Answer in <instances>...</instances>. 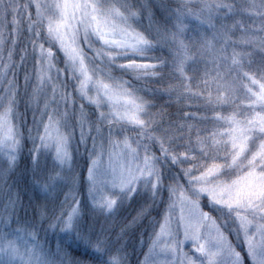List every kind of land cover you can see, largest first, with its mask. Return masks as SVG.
I'll use <instances>...</instances> for the list:
<instances>
[{"label":"snow or ice","instance_id":"6c2138e0","mask_svg":"<svg viewBox=\"0 0 264 264\" xmlns=\"http://www.w3.org/2000/svg\"><path fill=\"white\" fill-rule=\"evenodd\" d=\"M159 7L162 21L154 20L148 0H26L23 5L0 0V187L15 171L24 147L14 120L22 100L17 71L29 55L35 59L36 79L29 95L31 77H24L25 103L34 109L35 135L29 128L27 136L33 144V186L47 199L57 182L70 185L67 210L61 205L59 215H50L46 207L39 212L40 221L57 234L54 250L40 239L34 221L21 220L20 194L9 186L0 207V264H129L125 246H116L123 229L113 241L104 228L97 232L84 221L76 191L79 178L71 175L77 127L79 143L91 137L93 145L87 182L94 215L111 217L125 200L141 193L150 194L155 204L167 191L163 214L153 222L138 264H264V0H176L175 7ZM22 20L28 37L17 63ZM57 46L63 69L54 63ZM164 49L166 57L154 55ZM114 71L121 76L114 77ZM64 74L78 82L79 108L73 94L57 82ZM165 78L176 83L156 92L203 101L211 116L184 113L183 119L211 129L190 123L159 129L150 118V101L140 94L149 89L136 82ZM53 102L57 107H51ZM48 155L55 175L45 179L37 169L40 157ZM173 168L179 171L173 174ZM205 197L209 211L203 210ZM150 207L142 208L133 223ZM69 241L82 245L88 258H73L65 247Z\"/></svg>","mask_w":264,"mask_h":264},{"label":"trees","instance_id":"16d2710c","mask_svg":"<svg viewBox=\"0 0 264 264\" xmlns=\"http://www.w3.org/2000/svg\"><path fill=\"white\" fill-rule=\"evenodd\" d=\"M26 2V0H18V3L23 5ZM149 4L152 6V11L154 14V20L156 21H162L164 13L162 12L159 5L165 4L170 5L172 7H175V3H173V0H148ZM32 14L34 15V7L30 9ZM26 16V14H24ZM11 19L12 17L9 16V24L7 32H11ZM143 25L146 28L148 26V20L145 18L143 21ZM21 28L23 29L22 35L20 37V41L16 47V54L14 55V60L19 63L20 62V53L21 49L25 46V43L27 42L28 33L26 31L27 24L26 21L22 20L21 22ZM239 33L237 32V36ZM48 45L46 44L45 47ZM28 52L31 53V44L27 43ZM54 53L58 54V61L56 62V67L63 69L65 67L63 63V58L61 56V53L59 52L58 46L53 48ZM91 55V53H89ZM154 55L157 56H167V49H164L163 51L157 50ZM5 56H7V52H5ZM254 59L258 62L260 59V54L257 53L254 57ZM200 69L203 68V65L199 66ZM34 72L35 73V59L32 58L30 55L26 59V62L20 64V67L17 71V79H22V81H19L20 85L24 83L25 75H29V73ZM11 74V72H9ZM202 75V72L200 73ZM189 75H192L190 72ZM113 76L116 78H119L121 76V73L119 71H114ZM33 78V76H30ZM124 79H132L131 76H124ZM65 81L69 82L67 78H64ZM137 86L140 88H146L149 89L147 92H141L140 94L145 97V99L149 100L151 103V107L149 109V114L158 115L161 120L163 121V124L165 127H168L170 124H174L176 126H179L181 123L185 124H195L197 127H199L201 130H203L205 127L208 129H211V125H205L202 122H198L197 120H188L184 121V113H190L195 114L197 117L208 115L211 116V112H206L203 107V101L193 97L191 99H185L180 98L177 99L175 94H172L169 96L168 94L164 93L163 91L156 92L157 89H163L168 86L169 83L175 84V80H171L169 78H165L164 81H155V82H145V81H139L136 82ZM196 83V81H194ZM32 83H30V86ZM64 85L65 89L70 90L73 92L74 89L70 88V85ZM22 87L20 90H23ZM193 91H197V89H193ZM73 98L76 100L75 107L79 108L80 101L78 98H75V95H73ZM89 111H93V109L89 106ZM227 114V110H225V113ZM75 121L73 120V123ZM33 122L30 120L29 117L26 118V120H21L18 124L21 125V129L23 130V136H24V147L19 155V159L17 162V167L15 171L9 176L7 183L3 184L2 187H0V207L3 206V203L7 199V191L9 186L11 187V191L16 193L18 192L20 194V199L22 201V207L19 208L18 214L21 218V220H29L34 221L37 225V228L40 233V239L43 241L44 239H47L53 250L55 249V244L57 241V234L54 233L52 230L48 229V222H41L39 212L41 208L46 207L48 209L49 214H55L59 215L61 212V205H63L64 210H67L68 205L64 204L65 201V195L69 192L70 185L68 183H65L63 181H59L56 184V187L54 191L52 192V195L49 198H45L44 195L34 188L33 186V169L34 165L32 163V156L30 153V150L33 148V144L31 141H28L27 138V131L28 126L32 124ZM23 127V128H22ZM34 129V128H33ZM107 131V129H105ZM187 134V129L185 128V135ZM203 134V132H202ZM130 136H135V132L129 131ZM176 136L181 135L180 133H176ZM193 139H195V131L192 133ZM177 143L183 144L184 141H178ZM183 151V148H181ZM152 151L159 156V148L153 147ZM84 155H79L77 151L73 150V164H72V172L71 175L77 176L79 178V184L76 189L78 196L77 198L82 202V208L81 211L84 213V221L87 224H91L97 232L100 231L101 228H104L106 230V235L109 236L110 239L115 241V238L117 235L121 234V229L124 230L122 239L119 241V244L116 246L124 245L125 249L129 256V264H138V261L143 258L142 253L147 250V245L149 243V238L153 232V222L148 218L147 215L141 216L139 219L135 220V223H133L134 218L137 217L138 213L141 211L142 208H146L148 206L144 205L146 203V199H142L140 196H136L134 199L130 200L127 203H123L121 208H118L115 215L111 217H105L103 215L99 214H93L91 212V204L87 201L86 195H87V183H86V174H87V168H88V161L87 157ZM161 163H163L161 161ZM187 167V165H184ZM178 168H173L172 173L175 174L178 172ZM37 172L39 174H42L44 178L46 179L48 175H55V172L53 171V160L49 161L48 156H41L39 161V167L37 169ZM165 176L168 175V167L165 166L164 168ZM65 174L68 175V170L66 168ZM168 180L165 179V185L168 184ZM2 183V182H0ZM166 191V189H165ZM167 192V191H166ZM68 203H72L71 197H69ZM202 206L204 211H209V207L207 205V199L204 198L202 200ZM156 213L155 219L159 215L158 212L154 210L153 208H149L148 214L150 213ZM211 215L216 217L218 214L215 212H211ZM219 223H223V221H218ZM45 230H47V236H45ZM234 239V237H231ZM74 247L65 245L67 248L68 253L76 259H87L88 253L85 251L82 245L77 244L74 242ZM243 255H246V253H242Z\"/></svg>","mask_w":264,"mask_h":264},{"label":"rangeland","instance_id":"374dc122","mask_svg":"<svg viewBox=\"0 0 264 264\" xmlns=\"http://www.w3.org/2000/svg\"><path fill=\"white\" fill-rule=\"evenodd\" d=\"M173 3L176 4V0H173ZM34 14H35V8H34ZM58 49H59V48H58ZM60 53H61V52H60ZM61 56H62V58H63V53H61ZM57 61H58V60H57ZM57 61H54V63L56 64ZM9 75H11V74L9 73ZM52 75H53V77L56 76L55 71H53ZM29 76H33V78L31 77L30 82H29V85H28L27 90H26L27 93L30 95L31 92H32V86L36 83V79H35V73H34V72L29 73ZM64 78H67V80H69L70 83L67 82V81H65ZM17 81H18L19 88L21 89V88L23 87L24 89H23V90H20V91H21V95H22V100H21V102L18 104L17 109H16L17 113H19V116H18L17 119L14 120V122L18 124V122L20 123L21 120H26L27 117H29L30 120L33 122V111H34V109H33V107L27 106L26 103H25V101H26V99H27V96L24 95V93H25V85H24V83H23L22 85H20L19 81H22V82H23L22 79H17ZM57 82H58L60 85H61V84H64V82H65V85H66V83H67V85H70V88H73V89H74L73 92L71 91V89H70V90L65 89L64 85H63V86L61 85V90L64 91V92H66V93H72L73 95H75V98H78V99H79L78 94L75 92V88L77 87V84H78V82H77L76 80H74V79L70 80V79L68 78L67 74H64V75H62V76L59 78V80H58ZM30 83H32L31 86H30ZM46 92H47V96H48L49 98H51V92H52L51 85H48V86H47ZM44 99H45V97H44V95L42 94L41 97H40V100H39V106H40V107H43ZM79 101H80V100H79ZM51 107H52V108H55V107H57V105L53 102V103L51 104ZM90 107L93 109L92 112H94V111H95L94 107H92V106H90ZM59 108H60V111H61V112L64 111L65 106H64V104H63L62 102H61V104L59 105ZM36 114H37V117H38V116H39V112H37ZM150 118H154V119L157 121V125L159 126V129H160V130H164V129H167V128H168V127H165V126H164L163 121L161 120V118H160L158 115H154V116H152V114H150ZM45 119H46V117H45ZM73 120H74V119H73ZM74 121H75V120H74ZM18 126L20 127V130H21V132H22L23 130L21 129V125L18 124ZM22 128H23V127H22ZM29 128H34L33 123L30 124V125L28 126V129H29ZM105 132H106V130H105ZM26 133H27V135H28V131H27ZM175 134H176V133H175ZM33 135H35V130H34V129H33ZM28 141H30V140H28ZM178 141H183V140H178ZM98 143H99V141H98ZM105 143H106V142H105ZM176 143H177V142H176ZM177 144H179V143H177ZM92 148H93V145H92L91 137L88 138L86 144H80V143H79V128L77 127V129H76V131H75V138L73 139V141H72V143H71V148H70V151L72 152V154H73V150H74V149L77 151V153H78L79 155H84V154H86L85 156L87 157L86 159H87L88 164H89L90 153H91V151H92ZM178 150H179V151H182L181 148H178ZM48 159H49V161L53 160L51 155H48ZM65 170H66V169H65ZM181 182L184 183L183 180H182ZM86 183H87V189H86V191H87V195H86V198H87V201L91 204V202H90V200H89V198H88V182H87V174H86ZM168 183H169V182H168ZM137 196H140V197H141V200H142L143 198L146 199L147 201H146V203H144V205H146V206L151 205L150 208H153V210H154V206H155V210H156V212H158V214H159V215L156 217V219L154 218V217H155V214H156V213H154V212H152L151 214H150V213H149V214L146 213L145 215H147L148 218H149L152 222H154L155 220L160 219V217H161L162 214H163V210H164V201L167 200V192L164 191V192L162 193V195H161V198H159V199L156 201L155 204L152 203V201H151V199H150V194H148V193H141L140 195H137ZM135 197H136V196H134V198H135ZM134 198H133V199H134ZM205 198H206V197H205ZM127 202H129V200H125L123 203L125 204V203H127ZM90 206H91V205H90ZM121 207H122V204L120 205L119 208H121ZM156 215H157V214H156ZM61 242H63V238H62V237H61ZM66 245H68V246H72V247L75 246L74 243H73V241H69ZM186 250H187V248H186Z\"/></svg>","mask_w":264,"mask_h":264}]
</instances>
